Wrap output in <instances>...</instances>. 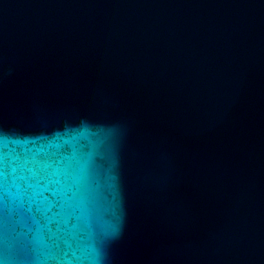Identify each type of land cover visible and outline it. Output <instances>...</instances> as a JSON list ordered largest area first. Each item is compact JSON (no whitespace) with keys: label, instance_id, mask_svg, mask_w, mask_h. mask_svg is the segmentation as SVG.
I'll use <instances>...</instances> for the list:
<instances>
[{"label":"water","instance_id":"obj_1","mask_svg":"<svg viewBox=\"0 0 264 264\" xmlns=\"http://www.w3.org/2000/svg\"><path fill=\"white\" fill-rule=\"evenodd\" d=\"M0 264H264V0H0Z\"/></svg>","mask_w":264,"mask_h":264}]
</instances>
